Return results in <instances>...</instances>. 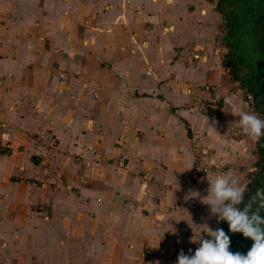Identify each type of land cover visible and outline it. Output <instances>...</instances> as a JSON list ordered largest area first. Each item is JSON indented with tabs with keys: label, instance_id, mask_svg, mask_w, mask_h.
Listing matches in <instances>:
<instances>
[{
	"label": "crops",
	"instance_id": "0c3cea01",
	"mask_svg": "<svg viewBox=\"0 0 264 264\" xmlns=\"http://www.w3.org/2000/svg\"><path fill=\"white\" fill-rule=\"evenodd\" d=\"M218 2L0 0V264H164L212 227L252 153Z\"/></svg>",
	"mask_w": 264,
	"mask_h": 264
},
{
	"label": "clouds",
	"instance_id": "9594fccd",
	"mask_svg": "<svg viewBox=\"0 0 264 264\" xmlns=\"http://www.w3.org/2000/svg\"><path fill=\"white\" fill-rule=\"evenodd\" d=\"M233 114L239 117L242 132L253 143H258L264 136V119L240 109ZM205 120L208 121L206 117ZM208 184L207 196L202 203L208 206L210 216L227 222L229 232L242 233L254 243L246 255L232 253L229 251L230 237L225 231L206 227V237L201 236L199 248L192 255L181 250L176 264H264V215L261 214L264 211V189H257L246 199L248 185L241 182L235 168L226 169ZM189 192L194 198L200 195L196 190L190 189Z\"/></svg>",
	"mask_w": 264,
	"mask_h": 264
},
{
	"label": "rangeland",
	"instance_id": "374dc122",
	"mask_svg": "<svg viewBox=\"0 0 264 264\" xmlns=\"http://www.w3.org/2000/svg\"><path fill=\"white\" fill-rule=\"evenodd\" d=\"M261 1L263 17L261 23L254 29L242 22L244 8L254 7L256 0H221L217 3L216 10L221 16L219 30L220 45L224 54V63L229 64L230 76L240 89L249 103L252 113L264 119V0ZM250 168H245L243 183L252 188L259 186L264 189V172L257 166L264 160V136L258 143H251ZM212 227L215 230L222 228L227 234L228 224L225 221H218L216 217L211 219ZM182 228L176 232L172 231V237L179 235L181 240H173L169 246V260L164 264H176L178 254L181 250L187 255H192L199 248L201 236L206 237V227ZM155 264H163L162 261H154Z\"/></svg>",
	"mask_w": 264,
	"mask_h": 264
},
{
	"label": "trees",
	"instance_id": "16d2710c",
	"mask_svg": "<svg viewBox=\"0 0 264 264\" xmlns=\"http://www.w3.org/2000/svg\"><path fill=\"white\" fill-rule=\"evenodd\" d=\"M220 2L221 0H219L218 2L219 5H220ZM253 4H254V7L250 8V3H249V7L244 8L243 10L244 15H243V18L241 19L242 22L245 21L247 23L246 26L250 29H254L256 26H258L261 23V19L263 17V14H261L263 10L261 1L256 0V3L253 2ZM263 49H264V45H263ZM226 67L229 68L230 65L227 64ZM257 166L260 168V171L264 172V160L262 163H258ZM257 189H259V186L252 188L249 185L248 191L245 194V198L247 199L248 196L254 194ZM261 214L264 215V211H262ZM225 233L227 234V232ZM227 235L230 237L229 251L232 253L239 252L242 255H246L254 243V241H252L250 238H245L242 233H236L235 235H231V236L230 234H227Z\"/></svg>",
	"mask_w": 264,
	"mask_h": 264
},
{
	"label": "built area",
	"instance_id": "2783aa9c",
	"mask_svg": "<svg viewBox=\"0 0 264 264\" xmlns=\"http://www.w3.org/2000/svg\"><path fill=\"white\" fill-rule=\"evenodd\" d=\"M58 78H59V79L63 78V74H59V75H58Z\"/></svg>",
	"mask_w": 264,
	"mask_h": 264
}]
</instances>
